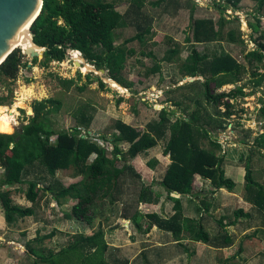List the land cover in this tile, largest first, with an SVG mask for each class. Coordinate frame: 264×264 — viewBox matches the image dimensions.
<instances>
[{
    "label": "rangeland",
    "instance_id": "rangeland-1",
    "mask_svg": "<svg viewBox=\"0 0 264 264\" xmlns=\"http://www.w3.org/2000/svg\"><path fill=\"white\" fill-rule=\"evenodd\" d=\"M108 1H111L121 13L127 15V25L115 29L114 32V43L120 44L125 38L138 31V22H144L141 15L129 10L133 5L131 0ZM154 1L156 0H146L143 5V12L148 13L152 18L150 21L152 32L146 34L143 44L137 40L128 43L136 50V53L127 59L123 70L125 79L133 82L131 87L112 84L107 70L102 72L96 69L82 56L81 52H78V56L82 57V62L76 60L74 52L77 51L68 50L65 59L51 60L47 65L44 62L45 52L33 56L31 53L24 52L26 48L22 46L23 63L26 65L21 67L15 80L5 78L0 83V98H5L0 100V107L8 105L9 108H12L15 102L19 101L20 96H24L27 89L32 88L33 93L29 99L22 100V104L16 108L13 131L10 134L23 133L22 128L28 125L35 115L34 101L53 98L60 100V104H56L57 106H54V109L49 112L53 130H70L77 127L85 134V126L79 120L82 110L91 117L87 131L91 134V138L105 146L109 156L114 145L118 146L122 153H125L129 145L122 141H115L118 132L115 130L114 122L117 119L130 123L143 131L148 122L159 117V112L164 106L175 110L174 114H170L172 122L176 121L177 117L196 108L195 103L190 99L193 94L192 90L187 86L191 81V76H183L180 72V65L190 53L192 45H195L200 51L210 54L220 53L223 50L230 52L247 67L241 74L240 80L231 86L235 87L243 83L247 85L252 67L244 54L256 45L252 44L250 38L259 34L257 32L252 35L249 24L246 26L247 20H254L252 16L254 3L243 0L241 4L243 6L237 12L238 18L236 19L234 11V14H227L225 11V15L222 17L225 16L230 21L225 24L223 36L220 39L190 43L186 42L185 37L191 33L189 27L194 18L212 17L214 20L218 18L219 12L213 8L215 7L213 4L217 0H206L207 2L178 0L179 5L174 12H172V1L164 0L156 6L152 5ZM194 3L197 9L194 8L193 14L190 15L192 11L190 6ZM166 8L168 9L166 10ZM258 16L261 18V27L264 28V9ZM232 27L241 31L240 38L243 41L240 44L228 40L227 31ZM169 47H178L179 53L174 55L171 62L161 60L162 69L160 72L148 73L154 59L147 53L152 51L160 60ZM35 57L38 58L35 59ZM257 65L259 67L253 69L260 72L259 69L264 67L259 62ZM87 75H91L93 80H89ZM62 79H73L74 81L66 85L61 81ZM100 80L106 83L104 88L100 87ZM198 84L203 92V83L199 81ZM83 85V90L79 89ZM231 86L216 88L211 82V89L215 93L229 89ZM251 88L246 86L245 91H249ZM256 92L248 94L246 97L242 96L231 100L224 97L221 100L222 110H224L223 102L230 101L232 103L231 109L236 112L233 120L240 122V132L252 131L250 139L245 136V132L230 133V137H228L230 145L228 147L225 145L228 149L224 168L226 176L232 178L236 183L233 192H228L226 189L213 191V186L208 180L196 175L193 183V195L182 196L171 193L170 196L179 200V203L167 199V192L159 184L171 162L169 156H164L162 153L164 141L159 142L155 148L148 152L127 160V163L132 164L141 174L146 185H152L154 192L161 195L158 204H140L139 211L142 214L157 213L163 218L180 212L183 217L199 219L212 238L210 244L192 241L187 232L182 234V240L177 243L170 233L159 230L156 226H153L150 231L144 232L149 223L142 217L138 220L142 223L143 231H139L131 221L121 217L126 204H123V201L110 204L108 197L101 200H99L100 198L95 199L88 213L90 220H76L74 217H68L72 213L76 199L68 197L58 203L50 194L42 192L39 202L33 204L26 197L28 186L15 185L6 187L11 190L12 199L21 206H33L36 213L34 216L19 219L15 224L9 225L0 203V264H35L40 258L30 253L29 243L31 247L37 249L39 254L50 258L51 254H59L63 248L73 245L78 235L90 236L98 230L99 226L103 229L104 239L108 244L103 256L107 263L118 258L127 259L131 264H264V213L259 212L255 206L246 201L247 193L244 180V165L251 156L254 178L264 186V150L260 153L252 147L254 139L263 131L264 126V117L259 112L264 101V84L260 92ZM119 98L122 100H118ZM176 100H181V104H172ZM200 100L209 112L215 113V107L212 104H209L203 97H200ZM169 128L171 130V125ZM56 139V135L51 136L50 143L54 144ZM224 139L227 137H224L222 141ZM239 139L244 140L245 144H239ZM232 141L236 143V147H232ZM224 142H221L223 146ZM202 146L207 148L209 143L204 140ZM218 153L224 152L222 150ZM153 159H156L158 163L154 168H150L148 162ZM121 164L122 162H117V166H121ZM36 171L30 173L27 180L41 181L44 177L49 180L47 174L40 172L41 169ZM4 176L5 170L0 164V182ZM55 177L66 186L81 179L74 177L71 170H58ZM46 182H42L40 187H46ZM138 189L139 184H128L122 193L124 202H129L134 208L136 207ZM203 203L208 206L207 211ZM240 209L250 217L243 215L237 217L235 212ZM220 220H223V226H220ZM52 232L54 234L47 238ZM225 236L232 238V244L226 245V247L216 246L215 242L217 245L220 243L224 245ZM70 255L76 260L77 254ZM59 259H63L61 264H69L65 260V256H61ZM39 264L49 263L40 262ZM75 264H83V261L75 262Z\"/></svg>",
    "mask_w": 264,
    "mask_h": 264
},
{
    "label": "trees",
    "instance_id": "trees-1",
    "mask_svg": "<svg viewBox=\"0 0 264 264\" xmlns=\"http://www.w3.org/2000/svg\"><path fill=\"white\" fill-rule=\"evenodd\" d=\"M146 0H131L132 7L129 9L141 15L144 23L138 22V31L125 38L123 43L115 44V29L127 25V15L117 10L113 3L108 0H44L40 15L31 26L34 42L45 48V64L51 60L61 61L68 55V50H79L82 56L96 69L107 70L109 78L116 84L124 87H131L132 81L125 79L123 70L127 59L136 53L134 47L128 45L132 41L145 43L147 33L152 32V21L150 15L143 12V5ZM164 0H156L152 5H160ZM172 1V12L178 8V0ZM241 0H218L215 7L221 12L229 5L233 8L238 6ZM256 2V13L254 20L248 21L253 33L259 32L254 38L256 47L248 50L244 56L248 60L252 70L251 74L257 75L260 81L264 79V72L259 73L258 62L263 65L264 61V29H261V18L258 14L264 9V0H253ZM167 3V1H166ZM188 3V2H187ZM195 5V3H194ZM168 8H166L167 10ZM194 9V8H193ZM193 9L190 15L193 14ZM193 19V18H192ZM226 20L219 17L214 20L212 17H196L191 22V33L185 37L186 42H209L220 39L223 36V29ZM241 31L231 28L227 31L228 40L233 43H240ZM78 52V51H77ZM179 53L178 47H169L166 53L159 60L150 51L147 54L154 59V63L149 69L150 72H160L162 69L161 60L171 62L174 55ZM38 57H35L37 59ZM24 54L22 48H16L0 65V83L5 79H16L23 65ZM247 69L246 65L239 61L228 51L220 53H208L200 51L192 45L190 53L180 65V72L183 76H203L188 82L191 88L190 97L196 108L183 116L177 117L172 122L170 114L175 110L164 106L159 117L147 123L146 128L140 129L121 119L114 122L115 130L118 132L115 141H122L129 145L127 151L122 153L118 146L114 145L110 156L105 146L97 143L91 138L88 131L90 115L81 110V122L85 126L86 133L82 130L71 128L70 130L55 131L51 128L49 112L60 104V100L48 98L36 100L33 104L34 117L28 125L24 126L23 133L8 134L0 132V164L5 170V176L0 182V203L5 213L6 222L9 225L15 224L19 219L34 216L36 211L32 207L21 206L12 199L11 190L6 187L15 185L28 186L26 197L33 204L39 202L41 193L50 194L58 203L65 198L76 199V204L72 207V213L68 217L76 220H87L90 207L95 199L109 198L110 204L117 201L124 205L121 217L131 221L134 227L142 230V223L139 218L149 223L144 232L150 231L153 226L159 230L170 233L174 241L179 243L184 232L189 233L192 241L210 244L212 238L205 230L201 220L183 217L182 213L176 212L168 218L160 217L157 213L142 214L138 207L140 204H158L161 198L160 193L154 192L152 185H146L141 174L127 160L134 159L152 148L159 142L164 141L163 155L169 156L170 164L167 167L160 186L167 192V199L179 203V200L170 196L176 193L182 196H191L194 191L195 176L208 180L213 186V191L226 189L233 192L236 188L235 181L226 176L224 162L225 154H219L221 144L214 139L215 132L225 130L229 124L227 116L232 113L229 101L223 102L224 110L221 109V100L230 98L235 90H241L240 86L231 89L229 92L215 93L211 89V82L216 88L223 84L235 83L240 80L241 74ZM91 75L87 78L93 80ZM259 80V79H257ZM66 85L73 83V79H62ZM204 85L201 91L198 82ZM259 81V82H260ZM100 87L104 88L106 83L99 81ZM84 85L79 87L83 90ZM203 94V95H201ZM200 97L205 98L209 104L215 107V113L209 112L201 103ZM189 98V97H188ZM5 99L1 97L0 100ZM118 100H122L119 98ZM51 104V106H49ZM175 105H180L181 100L174 101ZM202 110L203 113H202ZM264 117V106L261 108ZM171 125V130H169ZM12 133V132H11ZM57 136L54 144L50 143L51 136ZM208 140L209 147L202 146V141ZM252 147L259 151L264 150V126L263 131L254 139ZM92 157V158H91ZM251 156L245 163V191L246 201L255 206L259 212L264 213V186L259 184L253 175ZM117 162H122L117 166ZM158 163L156 159L150 160L148 166L154 168ZM41 169V173L47 174L41 181L36 179L27 180L32 172ZM71 170L74 177L81 179L70 185H64L56 179V171ZM46 178V179H45ZM48 181V182H46ZM46 182L47 186L41 188L40 184ZM136 193V207L129 202H124L122 193L128 184L138 185ZM207 211V205L203 203ZM133 209V210H132ZM236 216L250 217L242 209L235 212ZM223 220H220V226ZM54 232L49 234L52 236ZM230 236L224 237V245L220 243L218 247H226L232 244ZM30 253L39 256L35 264L45 262L49 264H61L65 260L69 264L83 261V264H131L127 259L114 258L111 263H107L103 256L108 248L104 239V231L99 226L98 230L90 236L78 235L73 245L63 248L59 254H51L50 258L39 254L36 248L31 247ZM70 254H77L76 260ZM88 254V256H86ZM70 257V259H69ZM65 261V262H66Z\"/></svg>",
    "mask_w": 264,
    "mask_h": 264
},
{
    "label": "water",
    "instance_id": "water-1",
    "mask_svg": "<svg viewBox=\"0 0 264 264\" xmlns=\"http://www.w3.org/2000/svg\"><path fill=\"white\" fill-rule=\"evenodd\" d=\"M43 4L44 0H0V65L16 48L21 47L17 37L21 36L28 25L33 37L31 26L40 15ZM38 47L41 51L30 46L24 49V52L37 56L45 51L44 47L39 45ZM99 70L105 71L104 68ZM190 79L192 81L194 78Z\"/></svg>",
    "mask_w": 264,
    "mask_h": 264
},
{
    "label": "crops",
    "instance_id": "crops-1",
    "mask_svg": "<svg viewBox=\"0 0 264 264\" xmlns=\"http://www.w3.org/2000/svg\"><path fill=\"white\" fill-rule=\"evenodd\" d=\"M202 1H205V2H207L206 0H202ZM218 1V0H217ZM242 1L243 0H241L239 3H240V5H239V3H238V6L236 7V8H233L231 5H229V6H227L222 12L219 10V9H217L216 7H213V8H215V9H217L218 10V12H219V15H218V18L219 17H222V15H225V11L227 12V14H234V12H235V15H236V17H235V19L236 18H238L237 17V15H238V11H240L241 10V6H243V5H241L242 4ZM249 1H251L252 3H254L255 4V7H254V10H253V13H252V16H254V13H256V2L255 1H253V0H249ZM202 3V2H201ZM203 4H204V2H203ZM213 6H215V3L213 4ZM190 8H196L197 9V6L195 7V5L194 4H192L191 6H190ZM234 11V12H233ZM217 18V19H218ZM225 20H226V22L225 23H227V22H229L230 20L229 19H226L225 18V16L223 17ZM254 18V17H253ZM216 19V20H217ZM250 20V19H249ZM249 20H247V23H246V26H248L247 24H248V21ZM251 29V28H250ZM261 29H264V28H262L261 27ZM251 31V33H252V29L250 30ZM259 35V34H258ZM257 35V36H258ZM257 36H252L250 39H251V42H252V44H254L255 43V41H254V38H256ZM233 43V42H232ZM237 44H240V43H237ZM256 44V43H255ZM255 47H256V45H255ZM254 47V48H255ZM254 48H252V49H254ZM250 50V49H249ZM247 52V51H246ZM245 52V53H246ZM264 62V61H263ZM262 65V64H261ZM263 67H264V64L262 65ZM259 73H263L264 72V68H261V70L259 69ZM250 74H251V72H250ZM192 78H194V79H197V78H200V79H203V76H195V77H192ZM260 78L261 77H259V76H257V75H253V74H251V76L248 78V83H247V85H246V83H243V84H241V85H237V86H235V87H233V86H231V84H234V83H228V84H223L222 86H231V87H229V89H223V90H221V91H219V92H222V91H225V92H229L231 89H234V88H236V87H238V86H240L242 89L241 90H235V94L234 95H231L230 96V98H228V100H231V99H234V98H237V97H246L248 94H253V93H255L256 92V90H257V92H260V90L262 89V85L264 84V79H262V81H260ZM193 79V80H194ZM257 79H259V80H257ZM260 81V82H259ZM237 82V81H236ZM235 82V83H236ZM221 86V87H222ZM246 86H249L251 89L249 90V91H245V87ZM256 92V93H257ZM230 102V101H229ZM230 104H232V103H230ZM264 106V101H263V103L261 104V106H260V109H259V112H261V108ZM232 110V109H231ZM233 112L231 113V115L230 116H227L228 118V120H229V124H228V126H227V128L225 129V130H221V131H218V132H215L214 133V135H215V137H214V139H217L218 141H219V143L221 144V142H224V141H226V142H224V146L221 144V150H219L218 152H222V150H223V154H225V159H226V151H227V149L228 148H226V146L228 147L229 145H230V139L228 138V137H230L229 136V134L230 133H232V132H234V131H236L237 133H243V132H245V131H242V132H240V122L239 121H237V120H233V116H235L236 115V112H234V110H232ZM234 121V122H233ZM231 125V126H230ZM230 126V127H229ZM232 127V128H231ZM243 129V128H242ZM244 130V129H243ZM251 132L252 131H247V132H245V136L247 137V138H252L251 137ZM226 135V136H225ZM219 136H220V138H219ZM226 138L227 137V139H224V141H222L223 140V138ZM254 139V138H253ZM220 140H221V142H220ZM207 142H208V140H206ZM239 144H242V145H244L245 144V141L244 140H241V139H239V142H238ZM249 144H250V142H249ZM226 145V146H225ZM248 145V144H247ZM232 147H236V143L235 142H233L232 141ZM222 154V153H221ZM227 167H229L228 165H227ZM226 171V170H225Z\"/></svg>",
    "mask_w": 264,
    "mask_h": 264
},
{
    "label": "bare ground",
    "instance_id": "bare-ground-1",
    "mask_svg": "<svg viewBox=\"0 0 264 264\" xmlns=\"http://www.w3.org/2000/svg\"><path fill=\"white\" fill-rule=\"evenodd\" d=\"M28 27H30V25L27 26V28L24 30V32L21 34L20 37H17L19 41L18 42L19 45L21 47L22 46L25 47L26 49L30 46L40 49V47H38V45H36V43L34 42L32 34L30 33ZM73 51L80 52L79 50H73ZM78 52H74V54L76 55V60L82 62V57L78 56ZM89 66L91 67L90 64ZM89 66H86V68H89ZM109 80L112 84L116 83L113 79H109ZM32 91H33L32 88L27 89L26 90L27 94L25 92L23 97L20 96L19 101L15 102L12 108L11 107L9 108L8 105L0 107V132L10 134L13 131L14 120H15L14 115L17 112L16 108L18 107L19 104H22V100L29 99V97L33 93ZM31 112H33V110H31Z\"/></svg>",
    "mask_w": 264,
    "mask_h": 264
},
{
    "label": "clouds",
    "instance_id": "clouds-1",
    "mask_svg": "<svg viewBox=\"0 0 264 264\" xmlns=\"http://www.w3.org/2000/svg\"><path fill=\"white\" fill-rule=\"evenodd\" d=\"M71 50V49H70Z\"/></svg>",
    "mask_w": 264,
    "mask_h": 264
}]
</instances>
